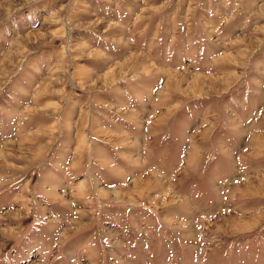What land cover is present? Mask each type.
I'll return each mask as SVG.
<instances>
[{"label":"rangeland","instance_id":"374dc122","mask_svg":"<svg viewBox=\"0 0 264 264\" xmlns=\"http://www.w3.org/2000/svg\"><path fill=\"white\" fill-rule=\"evenodd\" d=\"M0 264H264V0H0Z\"/></svg>","mask_w":264,"mask_h":264}]
</instances>
